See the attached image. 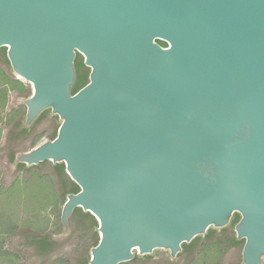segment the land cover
Masks as SVG:
<instances>
[{"label":"water","instance_id":"1","mask_svg":"<svg viewBox=\"0 0 264 264\" xmlns=\"http://www.w3.org/2000/svg\"><path fill=\"white\" fill-rule=\"evenodd\" d=\"M3 46L23 127L61 120L14 163L65 165L64 232L77 208L98 221L88 264L175 259L236 216L242 264H264V0H0Z\"/></svg>","mask_w":264,"mask_h":264},{"label":"rangeland","instance_id":"2","mask_svg":"<svg viewBox=\"0 0 264 264\" xmlns=\"http://www.w3.org/2000/svg\"><path fill=\"white\" fill-rule=\"evenodd\" d=\"M32 90V85L10 67L0 65V252L8 253L0 255V264H51L56 259L78 264L81 256H91L96 228L73 213L69 232H64L61 212L67 196L53 163L47 161L29 169L19 168L11 160L12 151L18 155L52 139L61 123L49 110L26 133L15 128L19 119L23 126V102ZM237 220L236 216L228 227L234 230ZM29 231L49 235L57 242L53 259L34 255L24 236ZM243 247L234 246L222 253L220 248L208 249L203 239L192 256L183 252L173 259L169 251L158 249L124 264H242Z\"/></svg>","mask_w":264,"mask_h":264},{"label":"trees","instance_id":"3","mask_svg":"<svg viewBox=\"0 0 264 264\" xmlns=\"http://www.w3.org/2000/svg\"><path fill=\"white\" fill-rule=\"evenodd\" d=\"M159 42L163 46H167L166 42H163V41H159ZM85 81H86V74L84 72L83 77L79 80L76 90L79 89L82 85H84ZM30 95L31 94H29L28 96ZM42 117L43 116H41L40 118ZM15 128L18 129L19 131H22V133H26L28 131V129L22 126V119H19L17 121ZM57 132L58 130L56 131V134L53 135L52 139H54L57 136ZM15 158H16V153L12 151L11 160L14 161ZM18 167L24 168L26 167V165L19 164ZM54 169L58 172L60 176V180L62 182V185H63V188L66 194L70 192H75V193L79 192L80 190L79 186L73 180L69 178V175L66 173L64 164L54 165ZM74 213L76 216L80 215L83 219H88L90 221L91 226H94L95 228L96 226H98L97 219L91 213L89 212L85 213L81 208H77ZM24 236H26V238L29 240L28 242L29 245L34 249V255L40 256L44 258L45 260L53 259V257L56 254L55 248L57 246V242L53 241L49 235H45L40 232L29 231V232H25ZM203 239L205 240V242H207L208 249H212V248L219 249L220 248L222 253H226L228 250H230L234 246H239V245L244 244V240L238 241L234 230H232L229 227L221 229V230L210 229L209 232L206 234V236L197 237L192 241V243L184 244L183 245L184 252L187 255L192 256L195 253L196 248L198 247L199 243ZM99 241H100V238H99L98 232L94 231L93 246L97 245ZM1 254L4 255L8 253L0 252V255ZM135 259H138V258L136 257ZM89 260H90V256L83 255L79 258L78 264H88ZM51 262H52L51 264H70L67 260H63V259H56Z\"/></svg>","mask_w":264,"mask_h":264},{"label":"flooded vegetation","instance_id":"4","mask_svg":"<svg viewBox=\"0 0 264 264\" xmlns=\"http://www.w3.org/2000/svg\"><path fill=\"white\" fill-rule=\"evenodd\" d=\"M27 28H16V35L14 40H34L25 34L27 32ZM42 40H46V38H42ZM7 46H3L0 48V65H7L10 67L8 59H7ZM76 67L78 72V77L81 79L85 72L86 75L89 74L90 69L84 65V58L80 53H77L76 59ZM11 69V68H10Z\"/></svg>","mask_w":264,"mask_h":264}]
</instances>
